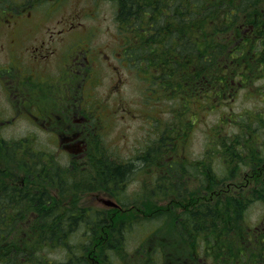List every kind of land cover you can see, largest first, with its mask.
<instances>
[{
	"label": "trees",
	"instance_id": "16d2710c",
	"mask_svg": "<svg viewBox=\"0 0 264 264\" xmlns=\"http://www.w3.org/2000/svg\"><path fill=\"white\" fill-rule=\"evenodd\" d=\"M113 1L116 3V17L120 23L119 34L124 36L122 44L134 55V59L140 62L137 68L140 71V78L151 77V80L159 83L161 87L155 90L156 93L164 88L171 96L179 94L183 97V106L186 108L188 100H199L201 103L213 99L215 103L221 102L232 93L235 80H241L242 85H245L248 80L254 79L256 71L264 69L262 11L264 0ZM239 66L242 73L236 75ZM186 115V111H177L175 119L168 126H171V129L185 131L187 128L182 116ZM263 119L264 114L251 121ZM176 124L179 127H176ZM168 133L171 141L164 137V141L158 143L156 154L165 147L174 153L184 146L177 139L175 131ZM222 136L216 143L217 148L207 151L202 160L189 159V164H184L175 172L173 183L176 199L173 202L176 210L168 208L171 213L165 224L162 223L155 230L160 236L155 242L156 246L144 253L148 257L156 255L160 248L166 252L169 247H177L181 242H188V247L194 248L208 243L211 248L209 249L211 264H261L264 260V243L261 244V240L264 241V233L256 237L257 227L261 226L258 224L248 226L245 218L253 198L246 192L236 195L233 187V180L238 175L237 165L246 164L248 161L244 157L246 149L244 150L243 146V139L246 136L234 137L233 134ZM169 142L172 146H168ZM244 144L246 145L245 142ZM184 158L186 157L183 156L181 159ZM109 163L107 169L104 167L105 171L101 173L100 180L112 188L111 193L121 200L122 197L116 193L117 186L121 182V177L128 172L129 166L120 165L119 160H110ZM101 167L99 164L94 169L100 170ZM30 168L36 167L30 165ZM177 168L179 167L174 165L173 170L176 171ZM227 179L232 183H227ZM202 188L206 191L201 192ZM183 197L186 199L183 200ZM147 202L149 199L142 201ZM179 208L181 211L178 213ZM99 210L103 213L106 210L110 214L116 209ZM33 211L38 214H49L47 210L33 209L30 213ZM50 214L54 218L50 222L51 225L61 223L59 231L61 234L64 232L60 236L61 242H67L64 234L72 232L77 227L75 231L79 238H77L79 254L76 255V264H89L87 254L91 249L89 250L88 244L92 243L94 250L90 253L99 264H106L105 257L109 254L112 257L114 254L122 255L125 248L121 239L124 223L117 224V218L113 224L109 223V226H106L103 214L91 216L86 210L77 211V215L72 211L63 214L60 222L55 211H51ZM133 218L135 216L127 218L129 222L127 225L133 224ZM13 223L11 221L4 228L0 227L4 232L0 234V252H6L8 255L12 252L18 262L16 255L22 249L25 240L17 239L16 232L11 230ZM39 223L40 218L30 216L27 225L30 236L32 234L36 236L34 229ZM101 228H105L109 234L107 236L101 234ZM56 229L57 226H52L51 232ZM95 230L93 238L90 234ZM6 233L13 234L15 238L7 241ZM47 240L29 239L27 250L31 257L37 256L39 249L44 248L46 244L52 246L57 244V240ZM149 244L152 245L151 242H147L146 246ZM158 244L161 246L158 247ZM172 255L166 252L164 258L168 262L164 264H178L179 261L172 258ZM184 255L191 259L187 253L184 252ZM42 259L40 256L33 262H40Z\"/></svg>",
	"mask_w": 264,
	"mask_h": 264
},
{
	"label": "flooded vegetation",
	"instance_id": "af4514ba",
	"mask_svg": "<svg viewBox=\"0 0 264 264\" xmlns=\"http://www.w3.org/2000/svg\"><path fill=\"white\" fill-rule=\"evenodd\" d=\"M102 1L105 0H93L91 6L100 4ZM65 2L67 0H0V50L7 55L6 61L0 64V85L5 93L6 83L10 82L11 91L6 92V95L10 94L9 98L13 95L16 97L15 103L11 102L9 106L12 114L0 118V129L5 131V127L19 119L20 116L31 115L29 119L32 123L41 130L48 128L51 139L57 143L59 149L62 148L66 152L65 155L56 154V159H58L57 156L68 158L67 164L62 165L61 160L58 159L57 166L50 168L49 162H54L52 154L30 155L29 145L22 141L17 147H23L27 152L9 153L7 152L9 150L15 151L12 149L13 142L6 140L5 132L0 134V227L4 228L11 221L14 222L11 230L16 232L18 240H25L22 249L18 252L19 263L14 259L12 252L8 255L1 251L0 264L57 263L55 259L47 258L43 252L31 257L27 250L29 239L61 242L60 236L64 233L61 234L59 231L61 223L51 225L50 222L54 218L50 212L55 211L60 222L61 209L73 208L75 203L73 200L78 198L75 195L78 192L85 193L86 199L91 202V200L101 199L108 195L106 192L111 191V188L100 180V175L105 171L104 167L106 168L108 163L102 164L100 170L94 169L99 165L97 163L99 158L104 162V155L90 152L94 146L95 134L99 133L101 140L103 139L105 132L103 126L107 122L105 116L108 115L106 113L108 105L104 103V100L94 105V88L104 81L103 67L97 63L101 56V47L93 41L94 26L85 25L77 20L81 18L82 13L92 14V10L94 13L96 7L91 11L83 7L77 10L66 8L65 13L59 15L57 9L64 6ZM44 5L47 10L43 16L56 19L58 26L52 28L53 34L50 32V38L44 39L36 36L40 43L30 44L29 57L25 61L22 58L23 53L19 51L23 42L20 40L22 35H25V29L29 32H37L41 28L39 20L42 19L41 6L44 7ZM14 14L18 15L14 16ZM76 33H80L79 36ZM54 34L57 37H52ZM2 36L5 38L1 40ZM59 48L63 49V52L59 54L61 65L54 64V56ZM71 50L74 55L70 57L68 52ZM107 58L109 54L105 53V59ZM121 58L127 59L129 64L133 63L131 55L129 57L122 54ZM27 134L31 136L30 133ZM255 134L257 135L251 138L249 144L251 172L249 175V170H247L244 174V179L241 181L245 182L236 183V192L249 184H253L248 188L250 193H256L254 190L260 185L264 188V125H261ZM30 140L37 143L43 142L42 139L32 136ZM168 153V160L157 161L155 150L151 152L147 147H142L125 159L119 158L120 165L129 166L126 175L121 177L122 192L119 191V197L123 198V206L146 199L153 201L155 198L162 200L168 198L174 201L176 195H174L173 162L170 150ZM35 156L48 161L49 169L46 163L40 164L42 160H30ZM12 162L16 163L9 164ZM31 162H34L35 169L30 168ZM62 166L63 171L57 169ZM78 168L85 169L86 178L78 174L80 172L77 171ZM72 171L75 173L70 176L68 172ZM247 176L249 177L245 180ZM250 177L256 182L251 183L253 181ZM94 180L101 182L106 192L100 193L98 185L93 184ZM130 182L138 186L133 196H131L133 188L128 189ZM93 206L89 203L84 206V209ZM32 209L47 210L49 213L38 214L33 211L32 215L37 214L38 219L40 218L38 227L34 229L36 236L28 234L27 225ZM150 214L152 213L144 212L142 215H135L133 222ZM261 223L264 230V217ZM52 226H57L53 232H51ZM0 231V234L4 233ZM262 232L264 233L260 227H257L256 237L261 236ZM11 233L5 234L7 241L15 238ZM64 236L66 240L70 236L72 240H75V229L72 232H66ZM67 254L71 258L70 264H76L77 251L70 250ZM40 256L43 257L40 262H33Z\"/></svg>",
	"mask_w": 264,
	"mask_h": 264
},
{
	"label": "rangeland",
	"instance_id": "374dc122",
	"mask_svg": "<svg viewBox=\"0 0 264 264\" xmlns=\"http://www.w3.org/2000/svg\"><path fill=\"white\" fill-rule=\"evenodd\" d=\"M92 2L93 0H67L64 6L57 10L60 15L61 13H65L66 8L69 10H77L78 8L83 7L84 9L91 11L92 8L95 9L96 7L94 13L93 10L91 11L93 16L91 13H82L81 18H78L77 20L82 21L85 25L94 26L95 33L92 34L93 41L101 47V56L97 60V63L99 66L103 67L104 81L94 88V96L105 99L104 103L108 105L106 110L108 115L105 116L107 122L103 126L105 129L103 139L101 140V135L99 133L94 136V149L92 153L104 155V161H109L111 158L115 161H118L119 158L125 159L129 157L131 153H136L138 148L142 147H147L151 152H153V150L157 151L155 143L157 144L160 141H164V137L171 141V137L167 136L170 131H175L177 139L181 140L182 144H184V146L179 148L180 150L178 149L177 151H174V153H177L176 155H172H179L180 160H182L181 158L184 155L187 156L188 160H202L203 157L206 156L207 151L212 150V148H217L216 143L218 140L222 139V135H241L240 127L243 126L245 121H251L255 117L264 114V69L256 71L254 79L248 80L247 83H244L245 85H242L243 83L241 80H235L233 84L235 87L233 88L232 93H230L225 99L221 100V102L217 103H215V100L213 99L211 100L212 102L204 100V102L201 103L199 100H188L186 101V106H188L186 108L183 106V97H180L179 94L171 96L164 88L156 93L155 90L161 86L159 83L151 80V77H149V79L140 78V71L137 69L138 66H140V62H137L134 59V55H132L133 63L130 64L127 59L124 60L121 58L125 45L122 44L124 43V36L119 34L120 23L116 17V3L113 0H105L100 4L91 6ZM41 9H43V11H41L42 15L40 14L42 19L39 20L41 28L37 32H29L25 29V35H22V39L20 40L23 42L21 47H19V51L23 53L22 58L25 61L29 57L28 49L30 44L34 42L38 44L40 43L39 40L36 39V36L44 39L50 38L52 28L58 26L56 19H50V17L43 16L47 10L46 6H41ZM262 11L264 13V6ZM16 15L18 14H14V16ZM59 15H57V17ZM123 32H125V29ZM51 34L53 33L51 32ZM76 34L79 36L80 33ZM52 37L55 38L57 35L54 34ZM2 38L5 37L2 36L1 40ZM62 52L63 49L59 48L58 53L54 56V64L61 65L59 54ZM105 53L107 55L109 54V58L105 59ZM68 54L71 57L74 55V52L71 50ZM6 58V53L0 50V64L4 63ZM237 71L238 74L236 75H241L242 72L240 66ZM150 75H153L152 71ZM6 88L7 90L5 91L9 93V91H11L10 82L6 83ZM6 92L4 93L2 86L0 85V118L8 117L12 114L9 106L11 105V102L15 103L16 101L14 95L9 98L10 94L6 95ZM177 111L187 112L186 117L182 116L187 128L185 131L171 129V126H168L170 122L175 119ZM195 112L197 113L194 114ZM30 116H20L19 119L6 126L5 131H1L0 129V134H4L5 132L8 141H19L20 143L22 141L26 145L30 144L31 149L36 150L37 154L51 153L54 157V159H52L54 162H49L50 168L57 166L58 159L61 160L62 165L67 164V157L60 158L57 156L58 159H56V154L65 155V152L62 148L57 150V143L51 139L50 130L48 128L43 130L38 129V126L34 125L29 119ZM176 127H179V125L176 124ZM27 133H30L33 138L38 137L42 139L43 142L37 143L34 140L30 141L31 136ZM170 146H172V144ZM32 159L36 161L42 160L40 164H47L48 162L38 156H35V158ZM101 162L102 161L99 158L98 164ZM15 163L16 162H12L9 164ZM177 165L181 166L182 163L179 162ZM237 167L242 173L241 175H238L233 182L236 180H240L241 182L242 178L244 179V174L247 173V170H249V175L251 172L250 164H247L245 168L243 164L240 166L237 165ZM9 168H11V166ZM47 169H49L48 164ZM57 169L60 171L64 170L63 166L62 168ZM77 170L80 171L78 174H82L86 178L87 172L84 168H78ZM68 173L72 176L75 172L72 171ZM248 177L249 176H247L245 180H247ZM30 179L33 180L32 177H30ZM250 180L253 181L251 183L256 182L251 177ZM71 181L73 180L71 179ZM226 182L232 183L230 179H227ZM252 185L253 184L246 185L245 190ZM117 187L118 190L122 192L121 182ZM97 188L101 190H99L100 193L102 191L106 192V188L103 185H98ZM132 188L131 196L135 195L138 186L134 183L131 184L130 182L128 189L131 190ZM200 191H206V189L202 188ZM84 194L85 193L80 194V192L75 194L78 198L73 200L75 202L74 209H61V211L67 213L69 211L79 212L86 210L91 213V216H97L98 214L101 216L103 214L104 216L102 215V218L105 219L104 225L106 226H109V223L113 224L115 218H117V224L119 222L124 223L123 236H121V239L123 240L122 242L125 245L123 253L121 256L114 254L113 257L109 254L111 257L109 255L105 257L106 264H164L168 262L164 258L166 252L168 254H173L172 258L176 261L178 260V264H211V252L209 251L211 248L208 243L194 248V246L188 247V242H181V244H179L180 246L169 247L166 252L160 248V251H158L156 255H150L148 257V255L144 254L146 251L156 246L155 242L160 236L158 235V232L155 233V230L157 227L159 228L162 223L163 225L165 224V220H167L169 213H171V210L168 208L172 207V210H174L176 206L174 202L168 198L166 201L155 198L153 201L149 200L147 203L134 202L123 206V208H115L117 211L114 210L109 214L106 210H104L105 212L103 213L100 212L99 209H108L110 206L104 204L100 200H98L97 203L95 200L89 202L86 199L87 195ZM185 197H183V200L186 199ZM89 203L96 205L93 210L84 209V206H87ZM96 207L98 209H96ZM180 211L181 208L177 210L178 213ZM144 212H151L152 214L149 216L145 215L133 222V224L127 225V223H129L127 218H131L135 215H142ZM175 215L176 214H174V216ZM245 216L248 226L254 225L260 220L262 221L264 217L263 200L254 195V199L250 203ZM134 220L135 219H133V221ZM75 229H77V227H75ZM120 232H122V229H120ZM120 232H118V234ZM95 233L96 230L91 233L90 236H93L94 238ZM101 234L107 236L109 232H107L105 228H101ZM70 237L68 239L74 245L75 241ZM77 238L78 237L75 239L77 240ZM147 242H151L152 245L149 244L146 246ZM68 245L70 246L69 241ZM88 245L89 250L91 249L90 252H92L94 250L93 243ZM159 246H161V244H158V247ZM69 249L70 248H68V250ZM141 250H143V253H141ZM90 252L89 255L92 256V253ZM184 252L187 253L191 259L184 255ZM62 253L63 252L60 250H55L50 253H45L44 250L43 252V254L53 257L57 264H66L70 258L66 252L62 257ZM19 257L20 255L16 256V258ZM90 262L91 261L89 260V264ZM261 264H264V260H262Z\"/></svg>",
	"mask_w": 264,
	"mask_h": 264
},
{
	"label": "water",
	"instance_id": "95a60500",
	"mask_svg": "<svg viewBox=\"0 0 264 264\" xmlns=\"http://www.w3.org/2000/svg\"><path fill=\"white\" fill-rule=\"evenodd\" d=\"M106 203L115 205V202H113L111 200H107Z\"/></svg>",
	"mask_w": 264,
	"mask_h": 264
}]
</instances>
